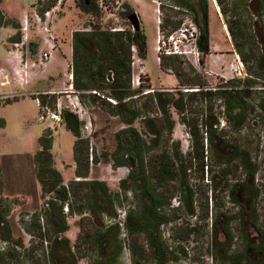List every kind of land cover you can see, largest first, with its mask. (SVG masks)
<instances>
[{
  "label": "trees",
  "instance_id": "trees-1",
  "mask_svg": "<svg viewBox=\"0 0 264 264\" xmlns=\"http://www.w3.org/2000/svg\"><path fill=\"white\" fill-rule=\"evenodd\" d=\"M2 1L0 0V4ZM173 1V5L177 6L181 13L185 10L193 15L200 30L199 49L204 55H208L210 30L207 0ZM230 1L232 6L227 5V0H215L222 15L228 19L227 31L247 66L249 79L231 81L230 86L227 84L212 90L206 87L199 75L191 76L183 70L180 57H163L159 63L162 70H173L179 85L190 87L188 90L197 89L184 91L177 99L171 92L154 90L146 94L141 88L132 87L133 48L140 58L146 57V38L142 28L138 32L132 27V30L128 31H111L95 22L90 25L89 30H79L72 34V85L80 93L84 104L87 102L89 106L99 105L100 109L118 117L125 126L115 135L117 147L112 160L117 167H127L129 173L119 184L123 195L112 192L104 181L88 179L90 154L88 141L82 140V122L76 114L63 110L64 126L76 138V179L68 185L63 184L62 176L55 169L50 152L51 134L45 133L39 140L41 148L35 155V160L38 164L41 189L53 196L46 203L44 213L36 214L35 226L26 229L33 238L37 237L41 241L43 251L42 259L32 260L30 264H77L80 259L90 260L86 250H90L92 256L96 254L92 264H116L122 251L120 228L105 227L103 218L116 215L120 200H126L128 192L133 194V206L127 211L125 221L131 264H169L177 261V249H169L163 238L162 226L170 224L181 213L189 217L195 216L199 202L203 215L208 219L212 200L215 198L217 203L218 199L213 196V192L218 189L229 201L237 205L238 212L232 216L226 210H215L210 224L215 252L220 255L228 253V249L223 247L232 240L233 222H237L236 227L244 234L248 249L256 250L259 246L264 249V234L256 208L260 195L255 186L258 165L251 150L242 142L237 140L231 144L217 136L223 132L217 131L219 120L214 111L215 101L221 100L224 120L230 129L238 131L245 124L249 111L259 109V118L262 119L264 128V89L255 90L257 82L264 81V0ZM165 7L161 6L163 10ZM80 8L97 19L102 15L95 0H82ZM166 8L169 18L161 22L160 28L174 30L181 24L175 19L178 12L171 7ZM134 13L128 3L123 4L121 14L126 21L127 17ZM6 27L16 30L20 28L16 20L9 18L0 9V28ZM19 38L18 36L17 39ZM181 79L184 84H181ZM101 95L113 98L116 105L109 103ZM38 97L43 106L55 108V95L39 94ZM10 102L8 100L6 104ZM169 107L177 111L180 123L191 136L193 157L185 158L179 151V144L171 140L175 123L169 115ZM151 108L156 109L161 116L144 117L142 120L146 132L152 137L147 143L134 127V123ZM4 127L5 121L0 118V129ZM203 130L208 142L206 148ZM160 145L162 147L158 153L150 154ZM209 158L211 166L208 165ZM192 167L201 181L211 173V182H214V185L209 186L210 197L206 194L207 191L199 198L196 197L189 177ZM238 169H241V180L237 179L230 185L226 177L234 174L232 170L236 172ZM176 195L180 206L171 208V201ZM9 212V207L0 201V228L5 226L4 233L0 235L3 240L0 245L7 244L4 250L0 247V264L29 263L25 259L29 257L26 250L18 251V244L9 242L12 239L8 223ZM74 216L80 217V231L77 241L71 244L65 233L70 228L68 219ZM249 229L255 232L252 240H249L247 234ZM218 235L224 237L223 242H217ZM44 243H47L46 247ZM5 250L6 252H3ZM181 252L186 256L184 249ZM243 260L249 259L242 255L233 257L226 263L242 264ZM259 264H264V256Z\"/></svg>",
  "mask_w": 264,
  "mask_h": 264
},
{
  "label": "rangeland",
  "instance_id": "rangeland-1",
  "mask_svg": "<svg viewBox=\"0 0 264 264\" xmlns=\"http://www.w3.org/2000/svg\"><path fill=\"white\" fill-rule=\"evenodd\" d=\"M95 1L98 3L102 14L98 19L81 10L82 0H3L0 4V9L8 17H15L14 20L20 26L18 30L12 27H7L9 28L7 30H0V82L7 83L3 87L0 85V118L5 121V127L0 129V201L7 205L10 210L8 223L12 232V239L9 242L18 244V251L23 252V250H26V254L29 256L25 258L26 262L29 261L26 264H30L32 260L42 259L41 241L37 237L33 238L26 229L35 226L34 218L36 214L44 213L46 203L53 196L42 191L38 180V164L35 160V155L41 148L39 140L45 133L51 134L52 147L50 152L54 167L62 176L63 184L68 185L70 181L76 179L74 160L76 138L66 129L63 120L61 123H55L50 119L40 120V109L33 100L35 94L45 93L46 91H42V89L47 84H52L53 87L58 88V91L51 93V95H55L56 101L61 102L63 110L76 114L82 122L81 136L82 140L88 141L90 154L88 179L104 181L112 192L123 195L119 184L121 180L127 178L129 173L127 167H117L112 160L117 147L115 135L125 126L118 117L111 115L107 110L100 109L99 105L89 106L87 102L84 104L80 93L74 89L73 85L71 87L69 83V75L72 74V61H68V57L72 50L73 31L89 30L90 25L95 22L100 23L101 26L107 29L123 28L127 31L132 30L128 21L121 14L122 6L126 2L123 3L121 0ZM143 1L144 5L142 3L138 5L136 0H131L129 4L139 16L142 31L146 38L144 62L151 79L144 75L141 68H139L132 79L133 87L135 89L141 88L146 94H149L152 90L171 92L177 99L179 94L184 93V89L190 87L179 85L173 70H162L156 55L158 20L162 22L164 19L169 18L167 11H165L167 8L165 7L164 10L160 8L158 12V10H155L158 9L155 0ZM170 2L173 4L174 1L170 0ZM207 2L209 5L210 50L208 55L201 54L204 65L200 67L184 58H180V61L185 72L191 74V76L199 75L207 88L216 90L219 86L227 84L230 86L231 81H237L232 77L230 70L237 59L241 61L242 59L231 35L227 31V17L222 15L220 7L218 4L215 5L213 0H207ZM227 5L232 6L230 0H227ZM53 8L55 10L51 14L49 23H47L45 13ZM176 12L178 13L175 14V17H177L175 19L180 22L187 17L183 12ZM18 18L19 20H17ZM46 27H49L50 33H46ZM18 36L20 37L19 40L17 39ZM15 42H23V45L15 49L13 47ZM50 44L54 46L51 59L42 61L41 55L44 51L49 50ZM135 52L136 50L133 51V54ZM13 53H17L18 58L15 59L16 61L10 60ZM246 55L250 58L247 52ZM69 59L72 60V54ZM3 60H6V62L3 63ZM26 62H29V66L24 67ZM242 63L247 72L246 64L243 61ZM16 65L21 71L18 70L17 72ZM29 70L30 73L32 71L34 73L29 74ZM17 76L20 77L21 83L17 82ZM249 77L247 72V77L238 81H245ZM33 80L35 85H38L37 90L26 91L25 87ZM177 81L178 84L175 88H167L175 85ZM181 81V84H184V80L181 79ZM71 82L73 83V79ZM257 83L255 90H263L264 81L260 80ZM104 95L107 94L104 93ZM75 96L78 97L83 107L82 111L79 110V107L78 110L68 108L69 99ZM8 100L11 102L6 104ZM214 111L217 113L219 120L217 131L223 132L222 135L217 136L231 144L236 143L237 140L242 142L244 146L251 150L258 165L255 186L260 195L256 201V208L259 224L264 234V128L262 119L259 118L261 111L251 109L247 114L245 124L238 131L230 129L227 122L223 120L221 100L217 99L215 101ZM169 115L175 123L171 140L179 144V151L185 158L193 157L192 139L185 126L180 123L179 114L173 107H169ZM160 116L156 109L151 108L144 112L142 117L134 123V127L142 134L147 143L152 137L146 132L142 120L144 117L159 118ZM202 135L206 148L208 142L205 140V130L202 131ZM161 147V145L155 147L150 154L158 153ZM192 163L195 164L193 160ZM208 165L211 166L210 158L208 159ZM190 169V184L196 192V197L199 198L205 191L210 197L209 186L214 185V182H211V173L209 172L204 181H201L194 167ZM232 171H234V174H229L226 177L230 185L234 184L237 179L241 180L242 176L241 169L236 172L235 170ZM215 182L217 183L218 179ZM221 193L220 189L213 192V196L218 199L216 203L215 198H213L209 207L212 215L209 213L208 219L203 215L200 208L201 203L199 202L196 206L197 213L195 216L189 217L181 213L170 224L162 226L163 238L169 249H177V253L174 252L178 260L169 264H227L226 261L242 255L249 259L248 261L243 260L242 264H259L262 261L264 249L261 246L256 250L248 249L244 234L236 227L237 222H233L231 225L232 240L223 247L228 249V253L220 255L215 252L213 231L210 228L211 218L213 219L215 210H226L232 216L238 212L237 205ZM132 206L133 194L128 192L127 199L120 200L116 215L112 217L104 216L103 218L105 227L118 226L120 228L119 240L122 246V264H131L132 257L125 227L126 215L123 217L120 211H128ZM179 206L180 200L176 195L172 199L170 207L178 208ZM65 212H67L66 208ZM76 217L79 216L68 219V223L71 222L69 227L71 226L72 232L76 231L75 228L80 229V217L78 219ZM105 217L114 219L115 223L108 224ZM3 230H5V226L0 228V235L4 233ZM247 234L249 240H252L255 236V232L251 229L247 231ZM2 241L0 239V243ZM223 241L224 237L218 235L217 242ZM44 246L46 247L47 244L44 243ZM182 249L185 250L186 256L182 254ZM6 250L3 252H6ZM86 252L90 256V260L87 258L81 261L82 259H80L79 262L92 264V259H94L92 252L90 250H86Z\"/></svg>",
  "mask_w": 264,
  "mask_h": 264
},
{
  "label": "built area",
  "instance_id": "built-area-1",
  "mask_svg": "<svg viewBox=\"0 0 264 264\" xmlns=\"http://www.w3.org/2000/svg\"><path fill=\"white\" fill-rule=\"evenodd\" d=\"M157 7H158V12L161 8V6H166V7H171L175 11H179L180 9L173 5L170 0H155ZM214 3L215 0H213ZM55 10L53 8L52 10H48L45 13V17L47 20V23H49V20L51 18L52 12ZM182 12L187 16L180 24V26L174 30L168 29V30H162L160 28L161 21L159 20V28H158V34H157V42H156V55H157V60L160 63L161 58L163 57H180L187 59L193 64H197L198 66H203L204 63L202 64V59H201V54H203L200 49H199V37H200V30L197 27V25L194 22V17L191 13L182 10ZM37 19L39 17L36 15ZM111 31H123V28H109ZM46 33H50L49 27H46L45 29ZM23 45V42H15L13 44V47L15 49H18ZM54 50V46L50 44V48L47 51H44L41 55V60L42 61H48L51 59L52 56V51ZM24 67H27L26 64H24ZM231 74L232 77L236 80H241L245 79L247 77V72L246 69L240 59H237V62L231 67ZM73 79V75H69V80L70 82ZM215 90V89H214ZM153 91V90H152ZM150 91V92H152ZM162 91V90H161ZM171 91V90H169ZM183 91H197V89H184ZM94 94L96 92H93ZM42 94H47L51 95V93H42ZM99 95V94H98ZM35 96V102L38 105L40 109V120L44 119H50L51 121L55 123H61L62 122V111L63 107L62 104L59 100H57V103L55 105L54 109H51L48 106H43L41 104V100L38 97V95ZM102 98L106 99L109 103L116 105V101L113 98L110 97H105L101 95ZM78 107L80 108L79 110L82 111L83 107L79 102V99L77 96H75L72 99H69V106L68 108L71 110H78ZM79 111V112H80ZM224 120V118H223ZM206 136V134H205ZM127 210H123L122 212L120 211V214L124 217L126 215ZM105 220L107 221L108 224H114L115 220L111 218L105 217ZM47 244V243H45ZM7 244L3 243L0 245L1 249L4 250L6 248Z\"/></svg>",
  "mask_w": 264,
  "mask_h": 264
},
{
  "label": "crops",
  "instance_id": "crops-1",
  "mask_svg": "<svg viewBox=\"0 0 264 264\" xmlns=\"http://www.w3.org/2000/svg\"><path fill=\"white\" fill-rule=\"evenodd\" d=\"M123 3L124 2H126V3H130L131 2V0H127V1H125V0H121ZM136 2L138 3V5H141V3H142V5H144V1L143 0H136ZM153 2V1H152ZM215 5H216V3H214ZM129 5H131V4H129ZM132 6H133V4H132ZM139 9H140V6L138 7ZM138 9V10H139ZM155 10H158V9H155ZM9 18H12V19H16L15 17H9ZM17 20H19V18L17 19ZM21 20V19H20ZM159 21V20H158ZM158 27L157 28H159V23H158V25H157ZM7 29H9V28H0V30L1 31H3V30H7ZM76 31H79V30H76ZM75 31H73L72 32V34L74 33ZM133 51H135V49L133 48ZM71 54H72V50H71ZM71 54L69 55V57H68V61H72L71 59H69L70 57H71ZM16 57V58H15ZM17 53H13L12 54V56L10 57V60H17ZM15 60V61H16ZM14 61V62H15ZM6 62V60H3V63H5ZM159 63V62H158ZM26 65L27 66H29V62H26ZM17 67H16V69H17V72H18V70H20V68H18V65H16ZM160 66V65H159ZM139 68H141V72L144 74V75H146L148 78H150L151 79V77H150V73H149V71L147 70V68L145 67V62H144V59H142V58H140L139 56H138V54H136V52H135V54H133V65H132V77L133 76H135V73H136V71H138V69ZM22 69V68H21ZM21 71V70H20ZM29 74H33L34 72L32 71V73H30V70H29V72H28ZM35 75V74H34ZM20 79V77L18 78V76H17V82L18 83H21L22 81L21 80H19ZM152 81V80H151ZM31 83V84H30ZM29 84H27V86L25 87V89H26V91H36L37 90V84L35 85V81L33 80L32 82H30ZM69 83H70V86L72 87V82H70V80H69ZM135 83V82H134ZM177 84H178V81L176 82V84L175 85H171V86H169V87H167V88H170V89H172V88H175L176 86H177ZM0 85H1V87H3V86H6L7 85V83L6 82H0ZM153 85V84H152ZM132 87H133V80H132ZM133 89H135L134 87H133ZM42 91H46L45 93H54L55 91H58V88H55V87H53L52 86V84H47L46 85V87H44V89H42ZM79 217H76V219H78ZM73 219V218H72ZM74 220V219H73ZM70 221V220H69ZM71 222H69L68 224H70ZM75 232H72V230H71V226H70V228H69V230L65 233V237H67L69 240H70V242H71V244H74L75 242H76V240H77V237H78V234H79V230H78V228H75ZM93 258H96V254H93ZM81 261H84V259H82ZM122 254H120L119 256H118V258H117V263L116 264H122ZM77 264H83L82 262L80 263V262H78Z\"/></svg>",
  "mask_w": 264,
  "mask_h": 264
},
{
  "label": "water",
  "instance_id": "water-1",
  "mask_svg": "<svg viewBox=\"0 0 264 264\" xmlns=\"http://www.w3.org/2000/svg\"><path fill=\"white\" fill-rule=\"evenodd\" d=\"M127 21L129 22V24L131 25L132 29L135 32H138L141 30V28H142L141 21H140V18L136 12L132 15H129L127 17Z\"/></svg>",
  "mask_w": 264,
  "mask_h": 264
},
{
  "label": "flooded vegetation",
  "instance_id": "flooded-vegetation-1",
  "mask_svg": "<svg viewBox=\"0 0 264 264\" xmlns=\"http://www.w3.org/2000/svg\"><path fill=\"white\" fill-rule=\"evenodd\" d=\"M153 91H154V90H153ZM153 91H152V92H153Z\"/></svg>",
  "mask_w": 264,
  "mask_h": 264
}]
</instances>
